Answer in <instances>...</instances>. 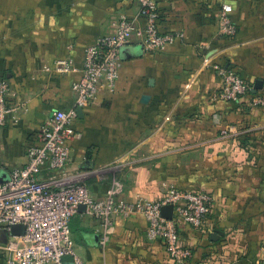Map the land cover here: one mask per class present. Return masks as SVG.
<instances>
[{
  "label": "crops",
  "instance_id": "0c3cea01",
  "mask_svg": "<svg viewBox=\"0 0 264 264\" xmlns=\"http://www.w3.org/2000/svg\"><path fill=\"white\" fill-rule=\"evenodd\" d=\"M224 3L233 7V39L217 32ZM158 7L159 30L183 38L150 53L133 38L115 89L100 87L80 109L62 172L88 175L83 182L97 199L116 181L128 201L157 200L171 184L209 193L204 227L177 225L187 264H263L264 106H251L249 95L220 99L216 65L233 67L252 86L264 81V0H158ZM139 12L136 0H0V76L17 106L0 133L3 171L24 165L52 111L73 105L84 48L110 33L120 14L145 24ZM68 56L77 70L46 71ZM51 176L62 174L45 168L39 177ZM70 228L81 264H183L147 237L141 213L104 223L79 207ZM6 240L0 226V245ZM6 260L0 249V264Z\"/></svg>",
  "mask_w": 264,
  "mask_h": 264
},
{
  "label": "built area",
  "instance_id": "2783aa9c",
  "mask_svg": "<svg viewBox=\"0 0 264 264\" xmlns=\"http://www.w3.org/2000/svg\"><path fill=\"white\" fill-rule=\"evenodd\" d=\"M136 1L140 7L138 17L144 18L145 24L138 25L136 18L120 14L110 33L84 48L80 68L69 56L55 59L46 68L55 76L67 75L79 68L81 77L71 83L73 105L52 111L37 141L27 145L24 165L11 169L7 180L0 182V226L7 233V240L0 249L7 254L6 264H69L63 260L66 255L72 256V264H81L70 228V219L81 204L86 206L87 213L104 223L117 216L127 218L141 213L146 221L147 237L161 240L176 262L188 263L190 251L181 244L177 225L182 222L194 228L204 227L212 202L209 193L171 184L157 200L128 201L117 195L122 187L116 181L103 198L97 199L83 182L84 173L62 172L70 161L68 143L76 136L73 123L77 108L92 103L100 87L109 91L115 89L123 64V49L134 38L144 53L157 52L166 44L183 38V32L159 30L158 0ZM232 12V5L224 3L217 15V32L228 39H233L238 31ZM216 70L220 77L217 91L220 99L237 102L249 95L251 106H264V92L253 94L252 84L233 67L216 65ZM14 95L9 80L0 76V133L8 115L17 108ZM45 168L61 172L62 176L41 179L39 176ZM167 204L173 206L171 218L161 214ZM17 224L24 226V232L14 235L10 230ZM107 239V236L102 238L103 246Z\"/></svg>",
  "mask_w": 264,
  "mask_h": 264
},
{
  "label": "water",
  "instance_id": "95a60500",
  "mask_svg": "<svg viewBox=\"0 0 264 264\" xmlns=\"http://www.w3.org/2000/svg\"><path fill=\"white\" fill-rule=\"evenodd\" d=\"M126 50L127 49H125V48L123 49V55H126ZM262 89H264V81L259 80V79L255 80L253 87L251 89V92L256 93L258 90H262ZM80 109H81L80 107L77 108L78 113H79ZM7 177H8V173L0 169V182H5L7 180ZM79 207L83 208V209L86 208V206L83 204H81ZM172 213H173V206L171 204H167V205L162 207L161 214L164 217L171 218ZM10 232L14 235L22 234L24 232V226L22 224L13 225L11 227ZM63 260L66 262H70V261H72V256L66 255L63 257Z\"/></svg>",
  "mask_w": 264,
  "mask_h": 264
},
{
  "label": "rangeland",
  "instance_id": "374dc122",
  "mask_svg": "<svg viewBox=\"0 0 264 264\" xmlns=\"http://www.w3.org/2000/svg\"><path fill=\"white\" fill-rule=\"evenodd\" d=\"M86 176H88V175H84L83 176V180L86 178ZM118 183L117 184H119L120 185V187H122V183H120V181H117ZM113 185V184H112Z\"/></svg>",
  "mask_w": 264,
  "mask_h": 264
}]
</instances>
